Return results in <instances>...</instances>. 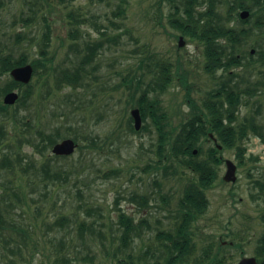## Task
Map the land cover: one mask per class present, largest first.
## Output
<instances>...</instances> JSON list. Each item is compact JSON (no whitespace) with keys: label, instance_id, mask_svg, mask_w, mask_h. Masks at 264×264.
I'll return each mask as SVG.
<instances>
[{"label":"rangeland","instance_id":"rangeland-1","mask_svg":"<svg viewBox=\"0 0 264 264\" xmlns=\"http://www.w3.org/2000/svg\"><path fill=\"white\" fill-rule=\"evenodd\" d=\"M221 1L218 10L222 13L227 3L234 2ZM254 1L262 0H243L247 5ZM48 2L50 4L44 0H0V41L13 47L14 56L26 52L29 61L40 57L39 45L47 22L50 32L45 48L49 56L53 55L55 69L51 72L54 75L61 69L72 70L82 64L90 43L100 41L102 45L94 59L83 65V79L76 87H58L54 75L49 76L46 84H42L41 77H32L34 91H41L37 100L42 105L37 106L35 102L29 112H21V115H34L29 126L20 122L13 128L0 113V127H5L9 134L0 133V159L3 154L13 157L19 152L25 165L33 160L40 167L48 161L50 167L63 171V177L53 183L42 175L33 178L34 172L29 169V181L20 184L15 176L19 171L13 174L7 170V164L0 166L1 213L6 221L29 228L25 240L9 225L0 230V264H114L113 253L122 233L117 224V206L135 222L143 221L132 233L133 240L126 250L134 264H167L169 259H172L170 264H209L207 256L213 254L222 257L223 264H236L241 256H258V237L264 230L262 137L251 134L231 149L219 147L218 155L236 163L237 179L223 181L225 164L218 165L216 180L206 191L207 208L188 227L192 249L187 255L175 258L172 243L162 231H168L176 242L181 221L178 202L187 177L194 176L173 159L167 162L177 167L175 172L169 167L170 171L163 173L156 167L158 130L150 117L146 115L142 119L138 132H130L126 127V120L131 121L130 110L135 107L130 106L129 100L139 97L145 82L133 93L122 78L130 74L135 86V77L149 72L150 58L170 64L172 81L157 92L167 115L168 128L190 116L191 107L186 97L200 101L219 80L209 76L203 68L202 42L170 23L171 17H179L186 0ZM120 4L124 7L123 15L115 12ZM249 15L246 27L254 22V16ZM25 18L28 21H24ZM77 28L79 32L71 34V30ZM179 36L184 42L182 46H178ZM253 42V38L249 39L244 50L253 49L256 59ZM39 70L43 71L41 67ZM182 70L189 84V94L179 79ZM235 71L243 78L242 86L251 83L257 88L253 95H244L242 101L248 104L242 103L239 116L252 113L264 125V62L257 60ZM151 75L145 77L150 79ZM5 78L0 77V85ZM129 94H134L133 98ZM33 109L38 110L31 111ZM144 125L146 128L142 129ZM54 127H59L63 134L56 142L63 138L77 139L75 151L64 158L53 156L51 146L40 154L25 141L37 131L46 133ZM15 134L21 137L19 142ZM200 141L205 150L219 144L207 136ZM236 145L245 148L241 164ZM139 195L148 199L147 205L136 203L140 197L136 201L131 199ZM21 196L23 200L19 201ZM61 215L68 219L64 224L57 222ZM93 219L98 223L92 226V232L86 226L79 227L81 220L88 225ZM93 227L101 232L93 231ZM234 242L240 246L235 247L238 244ZM164 244H170L168 252Z\"/></svg>","mask_w":264,"mask_h":264},{"label":"trees","instance_id":"trees-1","mask_svg":"<svg viewBox=\"0 0 264 264\" xmlns=\"http://www.w3.org/2000/svg\"><path fill=\"white\" fill-rule=\"evenodd\" d=\"M44 1L50 4L48 2L50 0ZM121 2H126V0H121ZM221 3V0H186L179 17L170 18V23L174 27L178 28L182 33L202 42L205 55L203 68L209 76L215 78V80L219 79L215 83V87L207 90L200 101L186 97L191 107V114L188 118L182 119L176 126L170 128L167 126L168 122L165 120L167 119V115L160 105L157 92L164 90L172 81L170 64L162 60L153 61L150 58V62L147 63L149 72L136 76L135 80L137 83L135 86L133 85V77L130 74L122 78L123 82L126 81L125 86L129 90L132 89L133 93H135L139 85L141 86L142 82H145V87L141 90L139 97L135 100L132 99L133 102L131 100L129 102L130 106H137L140 109L143 119L147 115L157 127L158 158L155 162L157 163L156 167H159V170L163 173L167 169L170 171L169 167L175 172L177 167H174L171 162H167L173 159L181 164L180 166L189 169L194 176L187 177V183L183 187L182 196L178 202L181 221L177 226L176 235L180 234L176 238V242L172 240L168 231H162L166 239L172 243L170 244L172 250L175 252L174 254H176L175 258L187 255L192 248L191 232L188 227L193 220L205 212L208 205L205 189L210 187L214 182L217 167L222 161L219 157L220 155H218L221 150L215 145L207 147L206 150L203 149L202 142L200 141L201 137H206L208 132L214 133L222 150L233 148L236 142H242L251 134L262 137V140H264V125L259 123L252 113H247L242 117L239 116L242 103L248 104V102L242 101L244 95H253L257 88L251 83L242 86L243 78L238 77L235 71L237 67L246 66L257 60L264 62V36L262 35L264 33V0L254 1L252 5H247L243 0H234L232 3H227V9L224 13L218 10V6ZM242 8L250 11V17L254 16V22L248 27L245 26L247 19H240L238 16L239 10ZM115 12L116 14L123 15L124 7L120 4ZM175 12L178 13L177 6ZM24 21H28V18H25ZM49 32L50 26L47 22L42 44L39 45L40 57L30 61L26 56V52H22L16 57L14 56L13 47L0 41V77H6V80L0 85V95L14 88L21 90V94L14 105H3L0 100V113L5 121L12 123L13 128L15 124L17 125L20 122L23 125L29 126L34 121L35 117L33 114L21 115V112L30 111L33 104L38 102L37 98L41 97V91H34L32 82L24 85L14 81L10 78L8 72L14 66L30 62L33 65L34 74L37 77H41L42 84H46L49 76L54 75L51 70L55 69L53 67V55L49 56V51L45 48L49 43ZM78 32V28L71 30V34ZM101 34L104 35L105 31H101ZM253 35H258V37H252ZM251 38L254 41L252 46L256 48L255 51L258 55L256 59H254L250 51L244 50L246 43ZM101 45L100 41L90 43L87 46L88 52L84 55L82 64L77 65L72 70L69 68L61 69L58 75H54L57 86L70 85L76 87L83 79V65L85 62L89 63L94 59L96 51ZM39 67L42 68V72H40ZM149 73L152 75L150 79H147L145 75ZM129 76L132 78H129ZM179 79L189 94V84L187 83L184 70L179 73ZM129 96L133 98L134 94H129ZM40 105H42V102H38L37 106ZM37 110L33 109L31 111ZM126 127L130 132H135L130 124V118L126 120ZM145 128L146 125L142 127V129ZM0 133L1 135H9L7 129L3 126L0 127ZM14 137L17 142L21 140L18 134H15ZM61 137H63V134L59 127H54L46 133L37 131L36 135H30L25 141L31 144L38 153L44 154ZM73 137H77L76 133H73ZM236 147L237 157L240 159L238 162L241 164L245 148L240 145H236ZM193 149H196V153H193ZM22 161V154L19 152H16L13 157L3 154L0 159V166L7 164V170H10L13 174L19 171L20 173L15 174V176L18 177L20 184L24 180L29 181L31 177L29 169H32L34 172L33 178H38L39 175H42L44 179L51 180L53 183L63 177V171L54 169L52 166L50 167L48 161L42 163L40 167L36 166L33 160L27 161V166ZM15 185L18 187L16 182ZM260 186L262 187L261 184ZM138 198L139 200L136 201ZM18 199L21 201L23 197H18ZM131 199L139 205L148 204V199L141 195L138 197L131 196ZM10 207L14 208V205L11 204ZM116 210L119 212L117 214V224L119 228H122V233L118 237L119 243L118 246H115V252L113 253L116 259L115 263L134 264L135 261L126 250L133 240L132 233L143 221L135 222L119 206H117ZM67 220V217L61 215L57 222L64 224ZM90 222L87 225L85 221L81 220L79 227L83 229L86 226L92 232V226L94 224L97 226L98 221L93 219ZM8 225L14 230L16 229L15 231L21 234L22 239H28L29 228L19 223L16 224L12 220L6 221L0 210V230L6 228ZM94 230L101 232L93 227ZM170 244H164L167 252L169 251ZM234 244L238 243L234 242ZM236 246L239 247L240 245ZM258 248V256L256 257L260 264H264V231L258 237ZM122 253L125 255H122ZM207 257L209 264H223L222 257H218L217 254L208 255ZM64 260L67 261V259ZM138 260L141 261L142 259L138 258ZM170 261L168 260L167 264H170ZM55 262H57V259H55Z\"/></svg>","mask_w":264,"mask_h":264},{"label":"water","instance_id":"water-1","mask_svg":"<svg viewBox=\"0 0 264 264\" xmlns=\"http://www.w3.org/2000/svg\"><path fill=\"white\" fill-rule=\"evenodd\" d=\"M248 15H249L248 10H242L240 12L241 18H247ZM183 43L184 42L182 40V36H180L179 41H178V46H182ZM32 72H33L32 66L30 64H25L22 66L14 67L13 69H11L10 74L15 80L21 81L23 83H27L31 78ZM17 97H18L17 93L12 91L5 95L4 101L6 103H13L17 99ZM131 114L134 119L135 129H139L141 125V116L139 114L138 108L132 109ZM75 147H76V144L71 138H65L53 146L52 152L55 154H70L73 152ZM225 163H226L227 168L223 176V179L225 181L233 182L236 179V173H235L236 166L229 159H227ZM237 264H259V263L256 261L254 257L251 256V257H242L237 262Z\"/></svg>","mask_w":264,"mask_h":264}]
</instances>
